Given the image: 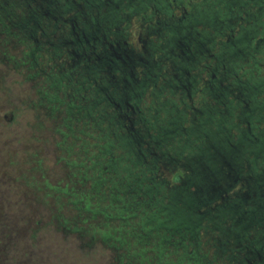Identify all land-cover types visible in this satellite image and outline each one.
<instances>
[{
	"label": "flooded vegetation",
	"instance_id": "flooded-vegetation-1",
	"mask_svg": "<svg viewBox=\"0 0 264 264\" xmlns=\"http://www.w3.org/2000/svg\"><path fill=\"white\" fill-rule=\"evenodd\" d=\"M16 1L34 26L24 38L33 42L30 66L47 55L40 69L44 83L62 94L75 129L79 121L97 126L98 114L110 113L113 120L106 123L124 127L138 141L134 169L158 186L157 195L182 200L202 191L201 200H210L219 192L214 213L198 202L197 216L208 224L209 217L225 219L228 204L258 218L251 235L239 218L231 237L216 227L219 257H213L225 258L224 264H264V0ZM90 2L113 8L100 33L85 30ZM37 30L43 37L59 32L57 44L38 43ZM149 88L151 101L143 106ZM215 150L230 157L231 168ZM193 153L202 158L195 161L188 155ZM126 161L132 164L130 157ZM168 166L180 170L171 181L161 176Z\"/></svg>",
	"mask_w": 264,
	"mask_h": 264
},
{
	"label": "rangeland",
	"instance_id": "rangeland-1",
	"mask_svg": "<svg viewBox=\"0 0 264 264\" xmlns=\"http://www.w3.org/2000/svg\"><path fill=\"white\" fill-rule=\"evenodd\" d=\"M25 10L26 8L16 0H0V227L5 231L9 227L10 229L7 230L13 231L15 228L22 229L23 222L32 223L31 219L43 220V230L37 237L36 245L31 244L33 257L27 256L28 251L24 250L16 255L14 264H111L110 242L118 243L110 239V233L105 230L106 228L101 227L105 230L102 235L90 240H79L78 236L64 231L57 232L55 226L48 223L51 200L49 206L45 207L44 203H40L37 199L39 192L45 197V193L53 194L56 188L67 189L68 193L59 194L63 199L56 205L59 207L68 205L73 208L77 204L84 205L71 194L72 191H80L78 182H82L85 174L82 171L89 166L88 161L85 166L81 165L83 162L80 158L81 140L84 139L86 144L89 142L88 148L91 152L89 157L95 150L90 146L89 139L78 129L73 127L74 132H70L69 126L72 120L66 117L64 106L60 107L62 111L58 108L55 110L58 104L53 105L48 97L51 95L45 96L46 90L47 92L51 90L44 83L43 77L46 75L40 69L47 65V55L43 53V56L36 60V62L41 59L44 61L38 67L30 66L27 53L32 48L33 42L30 40L27 44H23L19 39L26 38L30 31H34L31 15ZM112 13L111 6L90 2L84 11V16L89 22L85 30L89 34L100 33L104 29L105 17ZM93 14L98 16L96 21L91 23ZM76 32L79 33V30ZM41 34V31L37 30L34 36L38 43L50 40L52 44H57L59 32L54 35L49 34V37H43ZM42 47L48 49V46ZM261 67L263 68L261 77H263L264 66ZM150 91L151 88L144 94L143 106L150 104ZM210 104L212 103L209 102L208 105ZM56 112L60 119H54L55 116L57 117ZM136 127L141 128L140 124ZM188 155L193 156L195 161L202 158L196 153ZM247 156L249 160L253 157L246 154ZM200 164L198 162V165ZM172 167L168 166L166 170H161L163 172L161 176L166 180L171 181L173 175L180 174L177 166L175 171H171ZM87 174L90 175L92 172L87 170ZM73 175L74 180L70 178ZM226 211L225 219L221 216L208 218L210 225H214V220L220 218L219 228L225 237H231L238 232V228L232 226L238 218L248 222L247 231L253 229L259 220L253 215H244V212L235 211L229 204ZM37 212L39 215H36ZM68 215L69 212L66 213V216ZM18 224L21 226L18 227ZM250 231L253 230H249L246 235H251ZM0 240L4 246L5 240L3 238ZM146 253L150 255L149 252ZM6 256L7 252H2L4 259ZM209 258L212 260L214 257ZM220 259L215 262L219 263ZM223 259L220 264L225 263Z\"/></svg>",
	"mask_w": 264,
	"mask_h": 264
},
{
	"label": "trees",
	"instance_id": "trees-1",
	"mask_svg": "<svg viewBox=\"0 0 264 264\" xmlns=\"http://www.w3.org/2000/svg\"><path fill=\"white\" fill-rule=\"evenodd\" d=\"M19 39L23 44L28 43L24 38ZM37 74H39L38 71ZM49 92L51 94H48ZM49 92L46 91V95H51L48 97L53 105L55 102L58 103L55 108L62 111L63 109L60 108L64 102L61 99L62 94L56 91ZM98 115L101 123H98L97 126L89 123L82 126V121L78 120L81 125L77 129L89 139L90 146L95 150L94 154L89 157L91 153L88 148L89 142L87 145L84 139L81 140L82 156L79 154L83 159L81 165L85 166L88 161L89 166L82 171L85 172L82 182H78L80 191L74 189L76 192L71 190V194L84 205L75 203L77 206L74 208L68 205H64V207L56 205L63 199V197H59V194L68 193L67 189L56 188V192L45 193V197L41 196V192H39L37 199L40 203H44L43 206H49L50 200L52 203L48 223L55 226L57 232L71 233L78 236L79 240L95 239L96 236L100 237L103 231L108 230L110 239L118 243L110 242L111 264H210V262L220 264L223 262L222 258L219 263L215 262L217 259L210 260L209 258L219 257L218 253H215L214 249L217 248L214 244L218 242L217 234L220 230L218 232L216 227L220 226V221L211 227L205 220L206 217L202 219L199 216V218L198 212H196L198 202L201 201L208 203L207 207L211 208L214 213L215 206L220 204L219 200H214L219 196V192L215 194V198L210 200H201L205 197L204 194L200 198H196L194 194V203L191 205L195 204V207H193L192 215H189L184 208L175 212L172 209L176 202L173 201L179 198L176 195L167 197L168 193L166 192L164 195H157L158 186L153 184L154 182L152 183L148 177L143 179V172L137 173L134 169L137 165L134 154L139 152V147H137L138 141L136 142L131 135L132 132L129 134L124 127L118 126V124L115 127L112 125L111 128L107 124L113 120L110 118V113L102 111ZM57 118L60 119L58 115L54 117L55 120ZM69 127L71 128L70 132H74V125ZM121 151H126L123 153L125 156H118ZM129 157L132 164L126 161ZM138 165L143 169L141 160L138 161ZM87 170L92 174L88 175ZM70 178L75 179L74 175ZM163 188L159 191L160 193L165 191ZM204 209V207L201 208V210ZM67 212H69L68 216H66ZM181 214H184L185 219ZM36 215H39L38 212ZM162 215L165 216V220H161ZM199 219L201 222H198ZM187 220L188 222L184 223ZM30 221L32 223L23 222L22 229L15 228L13 231L7 230L10 229L9 227L6 231L0 227V238L5 240L4 246L0 240V250H2L0 251V264H14L16 255L21 254L24 250L28 251L27 256L33 257L31 244L36 245L37 237L43 230L44 223L41 218H34ZM21 224H18V227ZM2 252H7L6 259L2 257ZM146 252H149L150 255ZM233 253L232 256L235 257L236 254ZM145 255L148 257L146 258Z\"/></svg>",
	"mask_w": 264,
	"mask_h": 264
},
{
	"label": "water",
	"instance_id": "water-1",
	"mask_svg": "<svg viewBox=\"0 0 264 264\" xmlns=\"http://www.w3.org/2000/svg\"><path fill=\"white\" fill-rule=\"evenodd\" d=\"M215 154L217 156V159L222 161L223 164H226L229 167L231 166V162H229V160H228L230 158L229 156L222 154V152L219 151V150H215ZM254 154H259V153H254ZM202 194H203L202 191H199L198 193H195L196 198H200L202 196ZM173 202H176V203L174 204V206H173L174 209H172V210H175V212H179L178 210L183 208V207H185L186 209H192L193 208V207H191L192 205H189L188 203H194V200L186 198V199H182V200L181 199L180 200L177 199V200H175ZM177 219L179 220V218H177ZM186 222H188V220L184 221V223H186Z\"/></svg>",
	"mask_w": 264,
	"mask_h": 264
}]
</instances>
